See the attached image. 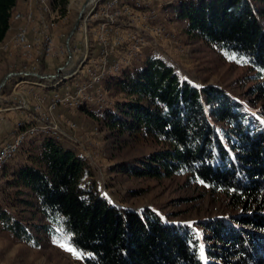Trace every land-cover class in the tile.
Wrapping results in <instances>:
<instances>
[{"label": "trees", "instance_id": "trees-1", "mask_svg": "<svg viewBox=\"0 0 264 264\" xmlns=\"http://www.w3.org/2000/svg\"><path fill=\"white\" fill-rule=\"evenodd\" d=\"M17 3L0 0V44ZM177 18L188 35L241 59L253 75L251 91L264 98V0H184ZM116 87L123 99L96 117L111 158L136 141L153 148L119 163V172L187 176L225 195L238 213L194 227L166 223L149 209H120L99 194L86 156L41 135L26 139L16 164H5L0 231L32 248L64 241L84 264H264V104L247 110L225 90L198 88L157 57L125 71Z\"/></svg>", "mask_w": 264, "mask_h": 264}, {"label": "rangeland", "instance_id": "rangeland-1", "mask_svg": "<svg viewBox=\"0 0 264 264\" xmlns=\"http://www.w3.org/2000/svg\"><path fill=\"white\" fill-rule=\"evenodd\" d=\"M45 1H47L46 6L42 9L40 0H27L26 10H14L12 17L15 34L11 42L5 41L0 44V53L11 56L15 50L20 55L12 58L0 55V104L10 101L16 103L17 107L19 101L27 102V105L32 107L39 99L36 110L40 111L43 119H46L45 122L35 117L32 122L23 120L16 125L17 134L14 139H21L19 150L27 138L31 141L39 139L41 135L56 137L65 147L75 149L90 160L92 181L95 182L101 197L111 205L138 213L149 209L169 224L197 227L199 223L210 219L236 215L238 211L232 208L231 202L225 195L211 193L202 185L188 181L187 176L155 180L130 177L119 172L117 168L119 163L150 153L153 148L136 141L118 149L115 152L116 157L112 159V152L107 150L106 132L100 129L96 117L104 112H112L115 103L123 99L124 94L116 85L122 81L125 71L139 69L151 57L165 60L183 79L196 87L217 86L225 90L235 101L243 104L247 110L256 112L264 104V98L251 91L255 85L253 75L242 60L187 34V23L177 18V10L184 0L127 1L126 3L125 0H119L116 8H120V14L144 16L139 23L131 22L126 18L123 22L106 21L103 12L107 11L106 5L114 0H94L93 9L87 8L83 16L87 21L84 24L82 23L84 19H81L76 33L71 38V48L74 50L77 47L79 51L77 57L69 60L68 38L86 0H68L65 8L53 6L51 0ZM20 13L25 14L26 19L28 17L29 19L16 20V15ZM39 19L43 21L46 36L47 31L49 32L50 36L47 37L53 40L52 44H55L56 28V33L63 35L62 42L65 43L60 50L61 59L51 61L50 65L41 66L43 62H37V59L42 58V50L45 46L43 44L45 37L36 38ZM103 24H108L110 30H102ZM22 26L27 32V41L31 44L30 53L33 54L10 49L14 48V39L19 30L23 29L20 28ZM100 29L101 34L109 32L128 35L127 41H120L108 53L107 59L106 43H100L97 35ZM143 38L144 42L140 43V49H135ZM74 41L76 47L73 45ZM37 52L39 55L35 58ZM98 54L99 59L105 60H99L97 65H93ZM86 56L89 58L84 59ZM62 68L63 71L58 72ZM90 68H93V72H99V77L98 73L90 74ZM33 75L45 77L40 82L48 85L44 88L46 90L59 89L52 86L63 76L73 75L70 81L73 79L80 81L81 77L85 79L83 83L77 85V100L71 104V111L61 107V103H63V95L74 94V91L56 95L49 100V103H45V98L39 96H33V102L29 101L28 95L22 93L24 90L21 93H11L10 85L13 81ZM59 90L63 91L62 88ZM35 94L38 95L36 92ZM45 94L48 97L52 96ZM4 96L7 100L3 101ZM57 97L61 102L55 106L60 108L55 110L53 105ZM69 120L77 123L78 128L67 122ZM28 128L29 132L26 133ZM0 133L2 146L5 140L1 124ZM11 143H14V140L6 143V146ZM22 152L24 153V150ZM21 153L16 154L17 157L13 156L7 163L11 160L10 164H16ZM4 167L5 165L0 170V176ZM3 181L5 180L2 179ZM60 243L66 242L50 238L42 248H32L16 241L8 233L0 231V264H84L82 256L78 258L64 250L59 246Z\"/></svg>", "mask_w": 264, "mask_h": 264}, {"label": "built area", "instance_id": "built-area-1", "mask_svg": "<svg viewBox=\"0 0 264 264\" xmlns=\"http://www.w3.org/2000/svg\"><path fill=\"white\" fill-rule=\"evenodd\" d=\"M127 1H152V0H125V3ZM87 8L93 9V2ZM125 18L130 20L131 22L139 23L140 19L144 18V16H136V14H120V8H116V5H111L106 11V21L123 22ZM83 19L84 20L82 23L85 24L87 19H86V17ZM97 35L100 38V43H106V59L108 57V53L111 50H113V48H115V46H117L120 41H127V38H128V35L122 36L121 34H112L109 32H108V34H101V29L99 30ZM37 37H45V47L42 50V58L37 59V62H43V63L48 64V63H51L52 60L61 59V53L59 50H56V44H52V39L45 35L44 24H43V21H41L40 19H39V28L37 29V33H36V38ZM35 41H34V43H35ZM143 42H144V38H143V40L139 41L138 46L135 49H140V43H143ZM68 44H69V60H71V59L77 57V52L79 50L76 47L75 41H74L73 45L76 47V49H74V50L71 48V40L68 42ZM30 46H31V44H24L23 43V30H19V38L14 39V48H10V49H17L18 51L29 52V54H33V53H30ZM99 60H105V59H99V54H98L97 58L94 59L93 65H97V63H99ZM63 69L64 68L59 69L58 72L63 71ZM17 73H19V72H17ZM91 73H98V77H99V72H93V68H90V74ZM37 74H39V73H37ZM70 87H74V94L63 95V103H61V107H65L71 111V104L77 100L78 87H76V86H70ZM23 93H27V94L31 95L32 97L33 96H44L45 97V103H49V99L55 98L56 95H62V93L53 94L51 97H48L47 95H36L35 92H33V90L25 91V92L23 91ZM92 101H93V95H92ZM17 102H18V105H25V107L29 108V111L31 112L30 117L41 118V120L46 122V119H43V117H41L40 111L35 110V104H33L32 107H29L27 105V102H19V101H17ZM53 108L55 110H58V108H60V107H53ZM67 122H69L70 124H74L78 128L77 123L71 122L70 120ZM54 131H56V130L54 129ZM28 132H29V128L26 129V133H28ZM19 140H21V139H14V144L18 143ZM10 147L11 146H6V142H5L1 146L0 151H2V154H3Z\"/></svg>", "mask_w": 264, "mask_h": 264}, {"label": "crops", "instance_id": "crops-1", "mask_svg": "<svg viewBox=\"0 0 264 264\" xmlns=\"http://www.w3.org/2000/svg\"><path fill=\"white\" fill-rule=\"evenodd\" d=\"M20 9H22V10H26L27 9V0H18L17 6H16V8L14 10H18L19 11ZM20 28H23V26L20 27ZM94 28H96V26ZM56 29L54 31L55 44H56L57 49L60 51L62 49V46H65V43L63 44V42H62L63 35H58L56 33ZM14 34H15V30H14V25H13V28H12L11 32L9 33V37L6 39V42H11ZM95 41H96V37H95ZM0 55H5L8 58H12V57H15V56L16 57L20 56L15 50L13 52V55H11V56H7L4 53H0ZM38 55H39V53L37 52L35 58H37ZM90 57H92V56H90ZM87 58H89V57L86 56V58H84V59H87ZM20 61H21V64H22V60H20ZM35 63H36V61H35ZM44 64H46V63H43L41 66H43ZM47 65H50V63H48ZM40 71H41V67H40L39 73H40ZM82 74L85 77L83 69H82ZM72 77H73V75H71V76L70 75L69 76H63V78L58 83L55 82V84H53L52 87H54V88L59 87V89L62 88L63 91H61L59 89H50V90L44 89V88H47L48 85L46 86L44 84H41L40 81H43V80H41V79H39L37 77H29V78H25V79H20V80H17V81H13L11 83V85H10L11 93H16V92H20L21 93L23 90H24V92L33 90L38 95H46L45 93H47L49 95H53V94H57V93H62L63 94V93L68 92V91H74V87H70V86H76L77 87V85L83 83L84 80H85V79H83L81 77L80 81H76L75 79L70 81V79ZM23 80H26V81H23ZM25 94H27V93H25ZM27 95H28L27 98L29 99V101L33 102V99H32L33 97L31 95H29V94H27ZM2 98H3V101L7 100L6 96H4ZM39 98H45V97L44 96H39ZM34 104H35V110H36V107L39 104V99H38V102H34ZM20 108L24 109V110H22V111L18 110ZM30 116H31V113L29 112V108L25 107V105H23V106L22 105H19V106L17 105V107H16V103H10V101H7L6 104L5 103L4 104H0V121H1L0 124H1V130L4 133V140H5L4 143L5 142L9 143V142H12L14 140V138H15V136L17 134L16 125L19 122H21L23 120H28V121L32 122V121L35 120V117H30ZM0 140H1V138H0ZM0 147H1V145H0Z\"/></svg>", "mask_w": 264, "mask_h": 264}, {"label": "bare ground", "instance_id": "bare-ground-1", "mask_svg": "<svg viewBox=\"0 0 264 264\" xmlns=\"http://www.w3.org/2000/svg\"><path fill=\"white\" fill-rule=\"evenodd\" d=\"M46 2L47 1H45V0H40L41 9L44 6H46ZM118 4H119V0H114V1H112L110 3H108L106 5L105 9L107 10L111 5H116V7H117ZM103 16H106V11L103 12ZM26 17L27 16H25V14H21L20 13V14H17L16 15L15 19L18 20V21H21V20H25ZM28 19H29V17H28ZM28 19H26V20H28ZM112 25H114V24H112ZM21 30H23V43L24 44H28V41H27L28 40L27 39V32L25 31V28H23ZM102 30L108 31V30H110V26L108 24H106V25L103 24L102 25ZM47 33H48L47 36H50L48 31H47ZM18 38H19V33H18L16 39H18ZM44 40H45V38H44ZM52 43H53V40H52ZM43 44L45 45V42ZM103 53H104V51H103ZM31 77H37V78H39L41 80L45 79V77H43L41 75H33ZM67 95H69V94H67ZM59 102H61V99L57 97L56 100H55V102H54L53 107H55ZM20 145H21L20 141H19V143H16V144L11 143V144L8 145V146H11V147L8 148L6 152H4L3 154L1 152V154H0V170L8 162L9 159H11L13 156H15L18 153V150H19Z\"/></svg>", "mask_w": 264, "mask_h": 264}, {"label": "water", "instance_id": "water-1", "mask_svg": "<svg viewBox=\"0 0 264 264\" xmlns=\"http://www.w3.org/2000/svg\"><path fill=\"white\" fill-rule=\"evenodd\" d=\"M93 2V0H86V2L82 5L81 7V11H80V17L75 25V27L72 29L70 35H69V38H68V41L71 40V38L73 37V35L76 33V30L78 29L79 25H80V22H81V19L83 18L84 14H85V11L87 9V7Z\"/></svg>", "mask_w": 264, "mask_h": 264}, {"label": "snow or ice", "instance_id": "snow-or-ice-1", "mask_svg": "<svg viewBox=\"0 0 264 264\" xmlns=\"http://www.w3.org/2000/svg\"><path fill=\"white\" fill-rule=\"evenodd\" d=\"M59 246L64 250L72 253L73 255L77 256L78 258L81 256V253L77 251V249L67 243H60ZM202 251V250H201Z\"/></svg>", "mask_w": 264, "mask_h": 264}]
</instances>
